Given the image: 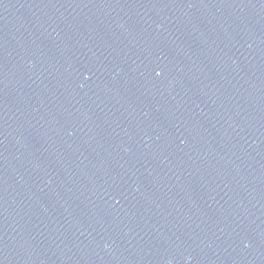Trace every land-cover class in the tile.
<instances>
[{
    "label": "water",
    "instance_id": "obj_1",
    "mask_svg": "<svg viewBox=\"0 0 264 264\" xmlns=\"http://www.w3.org/2000/svg\"><path fill=\"white\" fill-rule=\"evenodd\" d=\"M0 264H264V0H0Z\"/></svg>",
    "mask_w": 264,
    "mask_h": 264
}]
</instances>
